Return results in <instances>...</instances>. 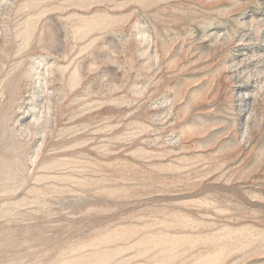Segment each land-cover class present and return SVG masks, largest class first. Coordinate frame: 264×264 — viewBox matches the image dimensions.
<instances>
[{
  "label": "rangeland",
  "instance_id": "374dc122",
  "mask_svg": "<svg viewBox=\"0 0 264 264\" xmlns=\"http://www.w3.org/2000/svg\"><path fill=\"white\" fill-rule=\"evenodd\" d=\"M0 264H264V0H0Z\"/></svg>",
  "mask_w": 264,
  "mask_h": 264
},
{
  "label": "bare ground",
  "instance_id": "6f19581e",
  "mask_svg": "<svg viewBox=\"0 0 264 264\" xmlns=\"http://www.w3.org/2000/svg\"><path fill=\"white\" fill-rule=\"evenodd\" d=\"M4 51H5V50H4ZM2 52H3V51H2ZM3 53H4V52H3ZM3 53H2V54H3ZM1 56H2V55H1Z\"/></svg>",
  "mask_w": 264,
  "mask_h": 264
}]
</instances>
